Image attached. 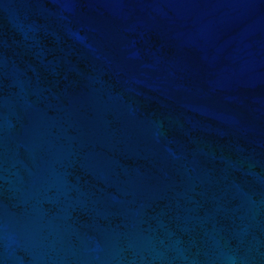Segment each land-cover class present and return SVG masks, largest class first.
Segmentation results:
<instances>
[{
	"label": "water",
	"instance_id": "1",
	"mask_svg": "<svg viewBox=\"0 0 264 264\" xmlns=\"http://www.w3.org/2000/svg\"><path fill=\"white\" fill-rule=\"evenodd\" d=\"M0 264H264V0H0Z\"/></svg>",
	"mask_w": 264,
	"mask_h": 264
}]
</instances>
